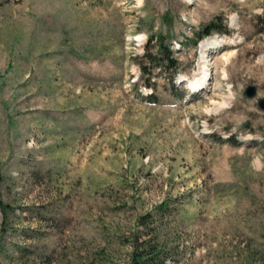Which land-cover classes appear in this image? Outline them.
I'll return each instance as SVG.
<instances>
[{"label": "rangeland", "instance_id": "1", "mask_svg": "<svg viewBox=\"0 0 264 264\" xmlns=\"http://www.w3.org/2000/svg\"><path fill=\"white\" fill-rule=\"evenodd\" d=\"M262 99L264 0H0V264H264Z\"/></svg>", "mask_w": 264, "mask_h": 264}, {"label": "bare ground", "instance_id": "2", "mask_svg": "<svg viewBox=\"0 0 264 264\" xmlns=\"http://www.w3.org/2000/svg\"><path fill=\"white\" fill-rule=\"evenodd\" d=\"M212 44H218V42H212V40H204L203 42H201V47L205 50V51H209V50H214L215 47L212 46ZM220 46V45H219ZM224 46V45H223ZM208 56L204 57V60H202V66L200 67V72L198 74L199 78L195 79V77H193V79L191 80V87H193V89H197L199 87H203L202 90H204L206 87H208V76L211 75V70L209 68V62L207 59ZM229 58L226 57L225 60L222 62L224 64H226L229 60ZM224 71L227 73L229 71V68L224 69ZM203 79V80H202ZM233 98V96L229 93L227 96H225L224 102L222 106H229L231 104V99Z\"/></svg>", "mask_w": 264, "mask_h": 264}, {"label": "trees", "instance_id": "3", "mask_svg": "<svg viewBox=\"0 0 264 264\" xmlns=\"http://www.w3.org/2000/svg\"><path fill=\"white\" fill-rule=\"evenodd\" d=\"M136 264H155L153 258H145L144 254L138 255V258L135 261Z\"/></svg>", "mask_w": 264, "mask_h": 264}, {"label": "water", "instance_id": "4", "mask_svg": "<svg viewBox=\"0 0 264 264\" xmlns=\"http://www.w3.org/2000/svg\"><path fill=\"white\" fill-rule=\"evenodd\" d=\"M256 93H257L256 87L255 86H249V88L247 89L248 96L254 97L256 95ZM260 106L264 110V99H262L260 101Z\"/></svg>", "mask_w": 264, "mask_h": 264}]
</instances>
